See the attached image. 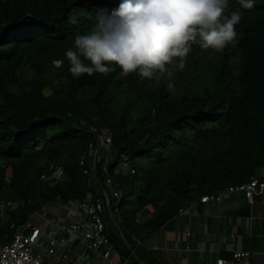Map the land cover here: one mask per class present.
<instances>
[{
    "label": "trees",
    "instance_id": "16d2710c",
    "mask_svg": "<svg viewBox=\"0 0 264 264\" xmlns=\"http://www.w3.org/2000/svg\"><path fill=\"white\" fill-rule=\"evenodd\" d=\"M120 2L0 0V199H32L7 212L0 244L17 216L46 210L57 196L86 198L90 124L113 133L110 172L121 153L134 170L112 174L122 196L105 228L119 255L133 250L132 264H162L142 242L180 209L264 173V0L240 9L223 52L193 45L182 70L169 65L170 80L119 68L73 77L65 53L75 36ZM239 8L229 0L226 13ZM52 164L62 178L40 181Z\"/></svg>",
    "mask_w": 264,
    "mask_h": 264
},
{
    "label": "built area",
    "instance_id": "2783aa9c",
    "mask_svg": "<svg viewBox=\"0 0 264 264\" xmlns=\"http://www.w3.org/2000/svg\"><path fill=\"white\" fill-rule=\"evenodd\" d=\"M95 123V118H92ZM84 124L85 121H82ZM89 131L96 137L91 143L87 157L89 167H83L87 178L88 192L83 200L63 201L60 196L43 211L34 210L19 219L18 216L9 225L10 239L0 244V264H130L133 250L127 257H120L115 263L113 256L118 254L113 243L105 234L109 220H113L116 205L120 202L121 191L112 174L131 172L129 157L121 153L110 172L113 157V133L100 124H90ZM99 163L101 166L99 167ZM81 165L85 160L80 161ZM64 169L52 164L48 173L40 176V181L59 180ZM103 174L102 180L98 174ZM264 173L252 175L246 183L229 186L224 192L203 195L200 202L221 201L222 196L232 192H242L249 205L257 196L264 194ZM32 199H0V220L9 211L24 209ZM195 202L178 211L181 215ZM264 262V250L260 252ZM216 264H258L252 260V252L235 251L229 258H219Z\"/></svg>",
    "mask_w": 264,
    "mask_h": 264
},
{
    "label": "clouds",
    "instance_id": "9594fccd",
    "mask_svg": "<svg viewBox=\"0 0 264 264\" xmlns=\"http://www.w3.org/2000/svg\"><path fill=\"white\" fill-rule=\"evenodd\" d=\"M238 3L239 9L226 13L229 0H121L75 36L65 53L69 72L75 78L107 76L119 68L141 80H170L169 65L182 70L193 45L223 52L236 39L240 9H253L256 0Z\"/></svg>",
    "mask_w": 264,
    "mask_h": 264
},
{
    "label": "crops",
    "instance_id": "0c3cea01",
    "mask_svg": "<svg viewBox=\"0 0 264 264\" xmlns=\"http://www.w3.org/2000/svg\"><path fill=\"white\" fill-rule=\"evenodd\" d=\"M142 243L162 264H216L235 251H250L252 260L264 264V194L252 205L242 192L227 193L221 201H197ZM120 257L114 255L113 261Z\"/></svg>",
    "mask_w": 264,
    "mask_h": 264
},
{
    "label": "rangeland",
    "instance_id": "374dc122",
    "mask_svg": "<svg viewBox=\"0 0 264 264\" xmlns=\"http://www.w3.org/2000/svg\"><path fill=\"white\" fill-rule=\"evenodd\" d=\"M5 220H6V215L3 217L2 220H0V223H3ZM111 222H112L111 224L114 225V222L115 221L114 220H111Z\"/></svg>",
    "mask_w": 264,
    "mask_h": 264
}]
</instances>
